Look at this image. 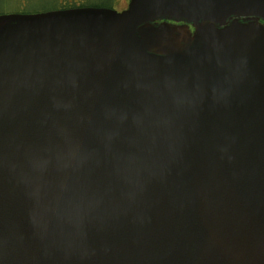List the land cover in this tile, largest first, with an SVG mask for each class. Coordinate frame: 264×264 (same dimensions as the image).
<instances>
[{"label": "water", "instance_id": "1", "mask_svg": "<svg viewBox=\"0 0 264 264\" xmlns=\"http://www.w3.org/2000/svg\"><path fill=\"white\" fill-rule=\"evenodd\" d=\"M0 264H264V0L0 15Z\"/></svg>", "mask_w": 264, "mask_h": 264}, {"label": "flooded vegetation", "instance_id": "2", "mask_svg": "<svg viewBox=\"0 0 264 264\" xmlns=\"http://www.w3.org/2000/svg\"><path fill=\"white\" fill-rule=\"evenodd\" d=\"M51 7L38 13L75 9H106L121 13L127 9L130 0H49ZM21 13V12H20ZM15 14V13H13ZM1 15V14H0ZM2 15H6L3 14Z\"/></svg>", "mask_w": 264, "mask_h": 264}, {"label": "rangeland", "instance_id": "3", "mask_svg": "<svg viewBox=\"0 0 264 264\" xmlns=\"http://www.w3.org/2000/svg\"><path fill=\"white\" fill-rule=\"evenodd\" d=\"M51 7L49 0H0V14H33ZM21 12V13H20Z\"/></svg>", "mask_w": 264, "mask_h": 264}]
</instances>
